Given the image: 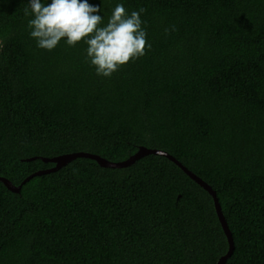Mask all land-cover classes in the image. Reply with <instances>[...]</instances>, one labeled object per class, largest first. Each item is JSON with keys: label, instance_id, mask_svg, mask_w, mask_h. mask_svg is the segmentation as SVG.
Segmentation results:
<instances>
[{"label": "trees", "instance_id": "16d2710c", "mask_svg": "<svg viewBox=\"0 0 264 264\" xmlns=\"http://www.w3.org/2000/svg\"><path fill=\"white\" fill-rule=\"evenodd\" d=\"M116 3L145 9L151 47L104 78L82 41L36 48L27 0H0V177L18 187L55 167L42 158L159 150L215 192L226 264H264V0H103L105 22ZM228 251L212 196L165 157L79 158L17 194L0 182V264H218Z\"/></svg>", "mask_w": 264, "mask_h": 264}, {"label": "clouds", "instance_id": "9594fccd", "mask_svg": "<svg viewBox=\"0 0 264 264\" xmlns=\"http://www.w3.org/2000/svg\"><path fill=\"white\" fill-rule=\"evenodd\" d=\"M27 4L25 15L30 11V18L26 30L36 48L52 51L62 39L70 47L82 41L85 62L97 76L110 78L151 47L141 19L142 7L129 12L123 3H116L105 22L103 0H27Z\"/></svg>", "mask_w": 264, "mask_h": 264}, {"label": "water", "instance_id": "95a60500", "mask_svg": "<svg viewBox=\"0 0 264 264\" xmlns=\"http://www.w3.org/2000/svg\"><path fill=\"white\" fill-rule=\"evenodd\" d=\"M149 155H155V156H161V157L168 158L170 161L174 162L178 167H180L194 182H196L200 187H202L204 190H206L212 196L219 222H220V224L223 228V231H224V233L228 239V242H229V251L224 257H222L219 260L218 264H226L228 259L232 256V253L234 250V243H233V238H232L231 232H230L229 227L226 223L225 217L223 215V212L221 210V206L218 202V199H217L215 192L202 179L197 177L195 174H193L191 171H189L186 167H184L180 162H178L175 158H173L172 156H170L169 154H167L165 152H162L159 150L147 149V148H140L135 155L131 156L127 161L120 162V163H112V162H109V161L99 157V156L88 154V153H83V152L63 155V156L55 157L52 159L42 158L41 160L43 162L54 164L55 167L52 169L40 171V172H37V173L31 175L21 184V186H18V187L14 186L9 180H7L5 178L0 177V182L3 183L4 186L8 190L17 194L20 192L22 186L25 183H27L28 181H30L32 178L56 172L59 169L68 165L69 163H71L72 161L79 159V158L93 160V161L97 162L103 168L123 169V168H127V167L133 165L135 162H137L140 159H142L146 156H149ZM35 159L36 158L30 159L28 161H33Z\"/></svg>", "mask_w": 264, "mask_h": 264}]
</instances>
